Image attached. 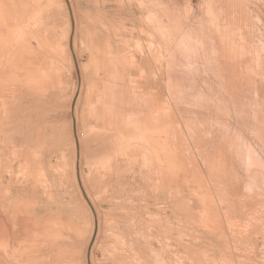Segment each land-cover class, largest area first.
<instances>
[{"label": "rangeland", "instance_id": "1", "mask_svg": "<svg viewBox=\"0 0 264 264\" xmlns=\"http://www.w3.org/2000/svg\"><path fill=\"white\" fill-rule=\"evenodd\" d=\"M0 217V264H264V0H0Z\"/></svg>", "mask_w": 264, "mask_h": 264}, {"label": "water", "instance_id": "2", "mask_svg": "<svg viewBox=\"0 0 264 264\" xmlns=\"http://www.w3.org/2000/svg\"><path fill=\"white\" fill-rule=\"evenodd\" d=\"M71 38H72V33H71V37H70V46H71ZM73 58H74V62H75V66H76V70H77V73H78V69H77V63H76V59H75V56H74V54H73ZM79 74V73H78ZM78 78H79V76H78ZM75 98H76V95H75ZM75 98H74V100H75ZM73 100V104H74V101ZM73 123H74V117H73ZM73 129H74V135L76 134L75 133V124H73ZM76 146H77V166H76V169H77V174H78V142H77V140H76ZM83 191V190H82ZM83 194L85 195V197H86V194L84 193V191H83ZM86 199H87V201H88V203L90 204V206H91V203H90V201L88 200V198L86 197ZM92 207V206H91ZM92 209H93V207H92ZM95 225H96V221H95ZM95 232H96V226H95V229H94V234H95Z\"/></svg>", "mask_w": 264, "mask_h": 264}, {"label": "bare ground", "instance_id": "3", "mask_svg": "<svg viewBox=\"0 0 264 264\" xmlns=\"http://www.w3.org/2000/svg\"><path fill=\"white\" fill-rule=\"evenodd\" d=\"M167 17V16H166ZM165 20H166V18H165ZM168 21V20H167ZM205 30V29H204ZM184 41V40H183ZM187 42V41H186ZM178 43V42H177ZM194 46V45H193ZM176 53V52H175ZM179 55V54H178ZM175 58V57H174ZM204 58V57H203ZM180 74V73H179ZM195 83V82H194ZM222 83V82H221ZM206 87V86H205ZM210 89V88H209ZM215 89V88H214ZM197 90V89H196ZM193 92L192 93H194V90H192ZM216 91V90H215ZM189 92V91H188ZM196 92V91H195ZM191 93V92H190ZM197 94V93H196ZM203 94V93H202ZM209 94V93H208ZM191 94H189V96H190ZM199 95V94H198ZM210 95V94H209ZM193 96L195 97V94H193ZM211 96V95H210ZM215 98V97H214ZM191 100H192V98H191ZM201 100V99H200ZM199 103H201V102H199ZM200 106V105H199ZM158 114H160V113H158ZM205 163V162H204ZM246 174V173H245ZM246 186V185H245ZM1 218V217H0ZM6 221V220H5ZM5 230V229H4ZM9 230V229H8ZM10 236H11V234H10ZM10 238V237H9ZM12 238V237H11ZM7 241V240H6ZM10 241V240H9ZM8 241V242H9Z\"/></svg>", "mask_w": 264, "mask_h": 264}]
</instances>
